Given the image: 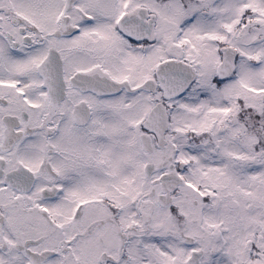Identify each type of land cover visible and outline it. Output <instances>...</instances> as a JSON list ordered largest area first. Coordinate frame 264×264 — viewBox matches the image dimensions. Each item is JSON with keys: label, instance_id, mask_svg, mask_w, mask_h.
<instances>
[{"label": "snow or ice", "instance_id": "1", "mask_svg": "<svg viewBox=\"0 0 264 264\" xmlns=\"http://www.w3.org/2000/svg\"><path fill=\"white\" fill-rule=\"evenodd\" d=\"M0 264H264V0H0Z\"/></svg>", "mask_w": 264, "mask_h": 264}]
</instances>
